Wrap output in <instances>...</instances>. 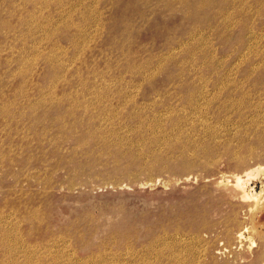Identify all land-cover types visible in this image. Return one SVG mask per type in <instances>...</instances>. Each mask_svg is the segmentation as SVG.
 I'll return each mask as SVG.
<instances>
[{
    "label": "rangeland",
    "instance_id": "rangeland-1",
    "mask_svg": "<svg viewBox=\"0 0 264 264\" xmlns=\"http://www.w3.org/2000/svg\"><path fill=\"white\" fill-rule=\"evenodd\" d=\"M0 264H264V0H0Z\"/></svg>",
    "mask_w": 264,
    "mask_h": 264
},
{
    "label": "bare ground",
    "instance_id": "bare-ground-1",
    "mask_svg": "<svg viewBox=\"0 0 264 264\" xmlns=\"http://www.w3.org/2000/svg\"><path fill=\"white\" fill-rule=\"evenodd\" d=\"M257 168H261V166H258ZM255 169H256V168H255ZM252 171H254V169H250L249 171H246V174L249 175ZM242 183H244V180L240 182V184H242ZM244 184H245V183H244ZM244 184H243V185H244ZM244 192H245V191H244ZM258 193H260V192H258ZM244 195H247V197H248V196H249V197H250V196L253 197L254 194L252 195L251 192H250L249 195H248V194H245V193H244ZM255 196H256V195H255ZM255 196H254V197H255ZM247 197H246V198H247ZM252 197H251V198H252ZM255 198H256V197H255ZM259 202H260V201H259ZM236 219H237V218H236ZM238 231H239V230H238ZM238 231H237V232H238ZM243 231H244V230H243ZM243 231H242V232H243ZM242 232H239V233H242ZM239 233H238V234H239ZM240 236H241V235H240ZM243 237H244V236H243Z\"/></svg>",
    "mask_w": 264,
    "mask_h": 264
}]
</instances>
